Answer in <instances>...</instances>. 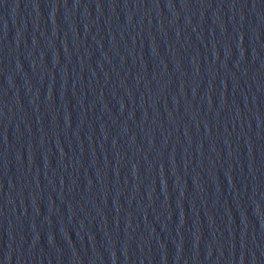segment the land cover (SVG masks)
<instances>
[{"label": "water", "instance_id": "1", "mask_svg": "<svg viewBox=\"0 0 264 264\" xmlns=\"http://www.w3.org/2000/svg\"><path fill=\"white\" fill-rule=\"evenodd\" d=\"M0 264H264V0H0Z\"/></svg>", "mask_w": 264, "mask_h": 264}]
</instances>
